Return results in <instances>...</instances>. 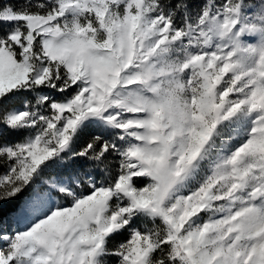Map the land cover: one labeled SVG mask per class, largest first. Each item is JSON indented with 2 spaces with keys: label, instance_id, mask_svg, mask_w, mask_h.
<instances>
[{
  "label": "snow or ice",
  "instance_id": "obj_1",
  "mask_svg": "<svg viewBox=\"0 0 264 264\" xmlns=\"http://www.w3.org/2000/svg\"><path fill=\"white\" fill-rule=\"evenodd\" d=\"M0 264H264V0H0Z\"/></svg>",
  "mask_w": 264,
  "mask_h": 264
}]
</instances>
